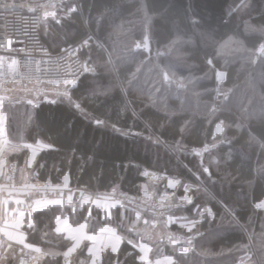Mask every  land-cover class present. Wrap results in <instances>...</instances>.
<instances>
[{"label": "trees", "instance_id": "16d2710c", "mask_svg": "<svg viewBox=\"0 0 264 264\" xmlns=\"http://www.w3.org/2000/svg\"><path fill=\"white\" fill-rule=\"evenodd\" d=\"M77 2L78 11L69 9L73 6L71 2L57 8V18L49 19L48 28L41 19L39 35L50 51L56 52L60 47L87 38L96 30V17L106 9L120 4L121 0ZM141 2L147 3L149 16H155L169 5H173L174 10L183 12L190 4L191 14L195 15L200 23L197 25L189 22L186 16L179 14L170 18L167 24L157 20V31L150 44L151 51L145 52L142 56L126 58L120 66L122 76L136 71L149 57L153 63L143 67L142 72L145 76L153 78L169 60L181 59L195 65L199 63L197 55L200 49L207 47L211 51L218 48L220 43L234 33L244 37L239 46H231L219 57V65L223 67L226 64L228 73L222 85L228 95L219 109H212L214 93L206 91L214 88L215 82L207 80L195 83L187 93L190 111L185 118L192 124V128L185 133L180 131L184 119L182 116L174 117L165 123L166 116L163 112H158L150 106L145 107L141 102L142 100L146 102L147 97L135 100L133 106L137 109V116L134 117L131 111L121 112L119 105L122 96L118 89L104 98L102 103L89 104L87 100L84 101L83 106L87 112L106 121L102 126H96L92 120L86 119L69 102L49 104L45 101L35 110L33 106L24 103L14 107L5 105L3 111L6 114L5 136L8 146L14 148L12 146L16 144H35L37 140L53 146L39 149L35 161L29 168L25 167V159L30 155L28 149L14 148L12 152L6 153L7 162L17 165L14 182L19 171L29 173L27 177L33 182L50 185H60L63 182V175L68 174L67 185L71 191L105 194L116 189L133 195H142L143 189H154L159 196L165 188V180L148 181L141 174L142 170L163 172L180 179L183 183L195 182L198 180L197 173H200L201 167L210 166L213 180L208 181L207 177H203L206 189L194 193L192 205L179 207L174 213L182 211L192 216V210L197 205L210 204L218 218L232 210L238 219H234L224 233L218 231L216 221L204 220L200 223L198 231L202 236L194 239L197 246L194 245L193 248H196L197 253L188 256L190 264H238L245 249L255 253L253 259L257 264H264V259H261L264 252V211H259L254 206L255 202L264 198V179L256 176L254 171L259 150L249 149L247 132L241 134L239 131L241 127L246 130L251 126L253 134L258 139L264 138V45L260 48L255 47L257 39L264 35V32L245 24L249 19L251 24H264L262 14L264 0H251L250 9L237 11L236 14L229 9L240 0H141ZM131 3L132 0H125L123 7L131 11L129 7ZM152 8L156 11L152 12ZM128 19L136 22L125 23L123 30L119 32L113 26L105 24L98 32L103 43L92 41L91 54L100 68L104 67L105 58L112 51L110 45L115 44L121 53H126L132 42L141 39L139 20L131 16ZM116 24L119 25L120 21L117 20ZM143 27L146 31L148 24ZM210 33H214L213 38L207 40L205 37ZM166 45L174 49L171 57L163 55ZM158 50L162 52L159 58L156 55ZM84 54L82 53V56ZM192 71L198 76H203L202 71H196L195 68ZM177 75L187 77L189 72L180 67ZM91 86L89 79L86 76L82 77L79 86L73 89L72 96L79 100ZM167 103L172 108L180 106L175 96L169 98ZM218 116L236 127L229 135L237 137L234 144L243 148L249 156L243 158L235 154L233 159L225 164L222 162L223 154L217 153L214 149L205 154L201 165L200 159L191 154V149H197L205 143H213L214 124L208 122ZM129 129H134L137 134L125 136L123 132ZM149 132L159 135L163 141L169 143L182 140L189 152L177 156L162 144H153L147 138ZM89 156L92 157L90 161ZM260 159L264 161V156ZM213 160L221 163L217 166ZM41 164L44 166L39 167ZM180 185L173 189V197L164 198L167 201H176L174 198L186 195L180 190ZM56 210V207H52L33 215V221L37 219L39 221V229L43 230L46 223L50 227L49 234L43 239L41 231L34 232L28 229V240L31 244L63 250L67 241L62 236L52 233L53 219L58 213ZM63 211L70 212L65 208ZM90 220L95 221L92 217L88 221ZM202 249L207 250V254H200ZM222 249L225 254L220 256L218 254ZM119 250V258L123 264H134L133 257L125 259V254L129 252L127 245H122Z\"/></svg>", "mask_w": 264, "mask_h": 264}, {"label": "snow or ice", "instance_id": "6c2138e0", "mask_svg": "<svg viewBox=\"0 0 264 264\" xmlns=\"http://www.w3.org/2000/svg\"><path fill=\"white\" fill-rule=\"evenodd\" d=\"M124 2L125 0H121L120 4H116L100 13L96 17V30L91 32L85 40L80 41L79 44L74 46L76 56L73 58L74 62L71 65V70L67 71L65 75L55 83V85H58L59 87H57L52 93V98L49 99V93L44 92L42 95L28 99L27 103L32 105L33 110H35L45 101L49 104L69 102L73 104V106L76 107L80 114L86 119L92 120L96 126H102L106 124V121L96 118L87 112L83 106L84 101L87 100L89 104L102 103L104 98L113 93L114 90L118 89L122 96V102L119 105L121 112L131 111L134 117L137 116V109L133 106L135 104V100L147 97L146 102L143 100L141 102L144 103L145 107L150 106L158 112H163L166 116L165 123L170 122L174 117L182 116L184 119L180 131L181 133H185L192 128V124L185 118L190 111V104L187 101V93H189L195 83H199L201 80H207L210 82L214 81L216 87L207 89L206 91L211 94H215L216 103L219 105L222 98L227 95L222 85L228 75L226 64L223 67L219 65V57L231 46H239L244 37L238 36L234 33L223 43H220L218 48H213L211 51H209L207 47L200 49L197 55L199 63L195 65H190L181 59H177L175 61L169 60L163 69H160L155 73V77L153 78L152 76H145L142 72L143 67L152 65L153 63L152 59L149 57L146 63H144L141 67H138L136 71L130 72L126 76H122L120 73V66L126 58L131 59L142 56L145 52L151 51L150 44L153 42L155 31H157V20H162L165 24H167L170 18L176 17L179 14L186 16L189 19V22H193L197 25L200 23V20L195 15L191 14L190 4L183 12L174 10V6L169 5L155 16H149L147 3H142L141 0H132L131 5H129L131 11H127L123 7ZM251 6V0H240V2L232 6L229 11L236 14L237 11L250 9ZM151 11L155 12L156 9L152 8ZM129 16L135 17L139 20L141 25V39L132 42V44L127 47L126 53H121L115 44L110 45L109 47L112 48V51H110L108 56L105 58L104 67L100 68L91 54L92 41L95 40L98 43H103L98 35V32L100 27L105 24L113 26L114 29L119 32L123 30L125 23H135V20L128 19ZM117 20L120 21L119 25L116 24ZM145 24H148L146 31L143 27ZM245 24L246 26H250L252 29H260L264 32V24H251V19L245 21ZM214 33H216V30H214ZM214 33L207 34L205 38L207 40H211ZM261 45H264V35H261L257 39L255 47L260 48ZM85 49H88V51L83 55V57H81V53L85 52ZM62 51L66 52L67 50L62 49ZM173 52L174 49L171 46L166 45L164 47L163 55L165 57H171ZM156 55L157 58H159L161 56V52L158 50ZM180 67H184L188 70L189 75L187 77L177 75L178 68ZM193 68H195L196 71H202L203 76L196 75L195 72L192 71ZM84 76L89 79L92 86L84 96L80 97L79 100H76L72 96V91L74 88L79 86L81 78ZM172 96H175L176 100L180 102V106L178 108H172L168 105L167 100ZM2 123L3 119L0 118V124ZM32 123L34 124L35 121L33 120ZM208 123L214 124V130L212 132L213 143L210 145L205 143L203 148L191 149V154L200 158L201 165H203L204 153L209 152L210 149H216L217 153L223 154L224 160L222 162L225 164H227L229 160L233 159L235 154H238L243 158H248V152H245L243 148L236 147L234 144L237 137L229 135L230 131L236 130V127L231 122L218 116ZM239 131L241 134H244L245 131L247 132L249 136V140L247 141L249 149L258 148L259 156L257 158V167L254 171L256 176L264 179V161H261L260 159L261 156H264V138L258 139L253 134V128L251 126H249L246 130L241 127ZM123 134L125 136H131L136 135L137 133L134 129H129L124 131ZM147 138L151 140L153 144H162L168 151L176 154L177 156L189 152V150L184 147L182 140L171 143L165 142L159 135H155L151 132H149ZM12 147L18 149H28L31 152V155L27 156L25 159V167L28 168L35 161L37 147L52 148L53 146L49 143L37 140L35 144L23 143L13 145ZM5 155L4 151L0 149V166L5 164ZM88 159L90 161L92 157L89 156ZM70 162L71 161L69 160V163ZM213 163L219 166L221 162L213 160ZM43 166L44 165L42 164L39 165V167ZM82 167L83 158L81 157V168ZM11 168L14 171L17 168V165L14 163L11 164ZM210 168V166L201 167L200 173H197V179L200 183L196 184V188L194 190L190 184L185 183L183 185L186 195L181 199L185 204L192 205L195 199L194 193L200 192L201 189H206V182L203 177H207L208 181L213 180V172H210ZM141 174L150 178H155L156 176L155 173H152L149 170H144ZM68 181L69 175L64 174L62 187H67ZM180 184L181 180L178 178H171L168 182V186L170 187H176ZM57 187L61 186L58 185ZM189 192L192 194L188 195L187 193ZM16 203L19 204L20 201H17ZM116 203L119 202L109 204L105 209L100 203V198L93 199L92 197L85 196L83 192L80 193L78 203L73 202L71 190H69L66 207L70 208L73 214L82 215L83 211H85V205H87V216L83 217L85 223L79 224L77 227L73 228L67 224L63 211L65 207L63 200L35 202V207H31L29 211L27 228L34 232L41 231L42 239L47 236L49 234L48 229L50 225L46 223L43 230L39 229V221L38 219L35 222L33 221L31 218V212L42 211V209L46 208L49 204H57L59 207L56 211L60 214L55 215L54 231L59 234V236H62L67 243L64 244L63 250L57 248L42 249L35 244L26 243L27 234L20 232L18 236L15 237V244L22 245V247L19 248V254L17 248L12 243H8L6 245L3 241H0V264H41V262H43V264H123V261L119 258V248L112 245L97 247L95 244L96 236L87 235L85 232V228L87 227L89 218L92 217L94 208L105 211L106 216H111V209L116 206ZM262 203H264V201L254 203L257 210L264 211V207H260ZM120 206L123 207L122 204ZM192 211L193 215L191 217L181 218L184 221V223L181 224V227L187 228L189 232V235L184 238V243L187 247H176L179 240L174 236H170L169 243L173 244V254L172 256L166 258V264H190L191 260L188 258V252L189 249H193V246L196 245L193 237L196 236V239H199V236L197 235L198 226L204 220L216 221L218 231L224 233L226 232V227L232 225L234 219H238L232 210L222 214L218 218L210 204H206L204 206L197 205ZM14 227L16 229L22 228L23 220H17ZM76 233H83V238L74 239L73 237ZM114 234L119 236L116 232H114ZM8 238L9 240L14 239L11 234H8ZM120 239L123 242V238L120 237ZM84 240L92 242L90 245L85 246L86 254L84 248L81 247ZM127 243L132 245V248L135 251L127 252L125 254V259L131 256L134 258V264H137V262L138 264H152V261L148 259V255L145 256L146 251L148 254L153 251L152 248H149L148 246L141 247V244L133 243L131 240L127 241ZM26 249L27 251H25ZM155 251L159 254L162 252V249L156 248ZM200 254H207V250L202 249ZM224 254V250L222 249L218 255L223 256ZM254 255L255 253L248 252L245 249L243 256L240 258L239 264H257V262L253 259ZM173 256L175 259H173ZM45 257H48V259H45ZM261 259H264V252H262ZM155 264H161V262L156 260Z\"/></svg>", "mask_w": 264, "mask_h": 264}, {"label": "built area", "instance_id": "2783aa9c", "mask_svg": "<svg viewBox=\"0 0 264 264\" xmlns=\"http://www.w3.org/2000/svg\"><path fill=\"white\" fill-rule=\"evenodd\" d=\"M69 2L73 3L74 10L79 8L77 0H0V99L4 103L9 100L5 95L7 91L19 90L23 92L30 90L32 91V97L42 95L47 84H55L67 71L71 70V65L74 62L73 58L76 56L74 46L85 40L86 37L73 44H68L56 52H52L43 44L39 35L40 21L46 9L59 8ZM62 49L67 51H62ZM87 51L88 49H85V52L82 53ZM82 53L81 57H83ZM2 84L10 86V88H3ZM225 92L228 95V92ZM227 95L222 98L221 103ZM10 103L18 104L19 100H13ZM221 103L219 105L216 103L214 94L212 109L218 110ZM1 115L2 111L0 110V117H2ZM203 147L204 145L199 148ZM213 150L210 149L209 152ZM209 152H205L204 156ZM11 164L13 163L8 162L5 168L4 182L7 184L14 183L16 175V169L13 171ZM153 173L156 174V180H165V188L159 196H157L154 189H151L142 195L114 191L111 198L119 204L142 211L151 223L160 225L177 208L181 207V204L176 201H167L164 198L174 196L173 189L175 187H169L167 183L169 179L176 177L159 171ZM185 183L190 184L194 190L199 181L181 183L180 190L183 193H185L183 186ZM84 195L92 198L102 196L100 193H84ZM79 199L80 197L73 200V202L78 203ZM60 200L64 201V208L71 212V209L66 207L68 197ZM177 239L179 243L176 247H187L184 238ZM15 247L19 254V248L22 246ZM192 253H194V250L189 249L188 256Z\"/></svg>", "mask_w": 264, "mask_h": 264}, {"label": "crops", "instance_id": "0c3cea01", "mask_svg": "<svg viewBox=\"0 0 264 264\" xmlns=\"http://www.w3.org/2000/svg\"><path fill=\"white\" fill-rule=\"evenodd\" d=\"M41 148L42 147H37L36 152ZM0 149H2L5 154L12 152L14 149L8 146L6 143V136L2 132H0ZM4 159L5 164L0 166V241H3L4 243H12L14 246H22L15 244V237H17L20 232H24L27 234L25 242L30 243L28 240L27 231V220L29 218L30 208L35 207V202L37 201H60V199L69 196V189L68 185L67 187H62L63 182L60 184L61 187H57L58 185L38 184L29 180L27 177L29 173L27 174L24 171L17 172L16 181L12 184H7L4 182L6 174L5 165L8 163L6 160V155ZM146 178L148 181H156L155 178ZM149 190L143 189L142 193L144 194ZM114 191L117 190L112 189L110 192L102 194V196L98 197L100 198V203L105 209L109 204L115 203V201L111 198V195ZM184 196L185 195L176 197V199L174 198V200L181 204V208L187 205L181 199ZM17 201H20V203L17 204ZM261 201H264V198ZM120 205L121 204L116 203V206L111 209V216H106V213L103 210L96 208L93 209L92 218H94L95 221H88L85 232L87 235L96 236L95 244L97 247L112 245L120 249L122 245H127L129 247L128 251H135L132 248V245L127 243V241L131 240L133 243L141 244V247L148 246L149 248L153 249V251L149 254L147 251L145 252V256L148 255V259L152 261V264H155L156 260H159L161 264H166V258L172 256L173 254V244L169 243V237L174 236L176 238H185L189 235L188 229L181 227V224L184 223L181 218L191 217L190 214L186 212L181 211L173 213L170 215V217L165 219L162 224L157 225L151 223L142 211L129 208L123 204V207ZM85 206L87 208V205ZM52 207L58 208L59 205L49 204L46 208L42 209V211ZM260 207H264V203H262ZM37 212L41 211L31 212L32 219L33 215ZM59 214L60 213L58 212L56 215ZM64 214L67 224L73 228L77 227L79 224H84L85 220L83 217L87 216L86 210L81 216L80 214H73L70 212H64ZM21 219L23 220V227L16 229L14 225L17 220ZM54 228L55 217L53 219L52 233L59 235L54 231ZM177 228L178 230H176ZM114 232L119 234V236H116ZM8 234H11L14 239L9 240ZM197 235L202 236V233L198 231ZM120 237L123 238V242L121 241ZM73 238H83V233H76L74 234ZM195 238L196 236L193 237V239ZM91 243L92 242L89 240L83 241L81 247L84 248L85 254V246L90 245ZM47 248L53 247L47 246L43 247L42 249ZM156 248H161L162 252L157 254L155 251ZM193 249L194 253H197L196 248ZM45 259H48V257H45ZM173 259H175L174 256ZM41 264H43V262H41Z\"/></svg>", "mask_w": 264, "mask_h": 264}, {"label": "rangeland", "instance_id": "374dc122", "mask_svg": "<svg viewBox=\"0 0 264 264\" xmlns=\"http://www.w3.org/2000/svg\"><path fill=\"white\" fill-rule=\"evenodd\" d=\"M57 8L55 9H46V11L44 12L43 16H42V21L43 23L46 25L45 27L48 28V24L47 22L49 21V19H54V18H57ZM69 9H73L72 6L69 7ZM54 12V13H53ZM44 27V29H46ZM3 88H7L9 89L10 86L8 85H5V84H2L1 85ZM59 87L58 85H55V84H47L44 88V92H48L49 93V99L52 98V93L56 90V88ZM43 92V93H44ZM5 95L8 97L9 100H7V103H4V101H2L0 99V110L2 111V118L3 119V123L0 124V132L4 133L5 135V125H6V114H5V111H3V107L6 105V106H11V107H14V106H18V105H21V104H28L27 103V100L28 99H32L34 97H32V91L30 90H25V91H19V90H15V91H11V92H6ZM39 95H35V97H37ZM10 100H19V103L18 104H15V103H10L12 101ZM29 105V104H28ZM32 106V105H31ZM7 164V163H6ZM5 168H6V165H5ZM200 183V181H199ZM170 187V186H169Z\"/></svg>", "mask_w": 264, "mask_h": 264}, {"label": "water", "instance_id": "95a60500", "mask_svg": "<svg viewBox=\"0 0 264 264\" xmlns=\"http://www.w3.org/2000/svg\"><path fill=\"white\" fill-rule=\"evenodd\" d=\"M81 192H82L81 190H73V191L71 192V194H72V199H73V200L78 199V198L80 197V193H81Z\"/></svg>", "mask_w": 264, "mask_h": 264}]
</instances>
